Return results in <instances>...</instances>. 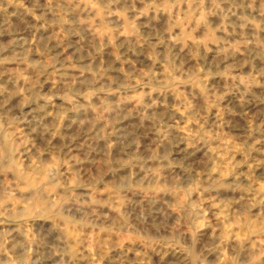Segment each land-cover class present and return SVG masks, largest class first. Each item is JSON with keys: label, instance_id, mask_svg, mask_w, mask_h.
I'll return each instance as SVG.
<instances>
[{"label": "rangeland", "instance_id": "obj_1", "mask_svg": "<svg viewBox=\"0 0 264 264\" xmlns=\"http://www.w3.org/2000/svg\"><path fill=\"white\" fill-rule=\"evenodd\" d=\"M0 264H264V0H0Z\"/></svg>", "mask_w": 264, "mask_h": 264}]
</instances>
